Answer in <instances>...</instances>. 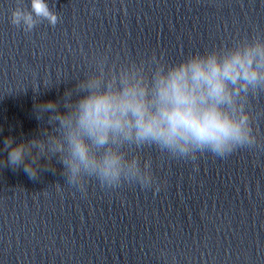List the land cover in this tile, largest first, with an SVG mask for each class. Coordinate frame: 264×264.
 Listing matches in <instances>:
<instances>
[{
    "label": "clouds",
    "instance_id": "9594fccd",
    "mask_svg": "<svg viewBox=\"0 0 264 264\" xmlns=\"http://www.w3.org/2000/svg\"><path fill=\"white\" fill-rule=\"evenodd\" d=\"M31 7L36 15L56 23L44 0H31ZM22 19L31 27V14L15 9L11 23L19 25ZM262 67L264 46L256 44L222 58L217 53L194 54L170 65L166 72L158 71L150 87L142 81L130 84L123 80V87L109 83L101 90L100 81L90 80L86 85L89 94L76 102L75 113L56 117L68 128L73 176L83 165L109 182L119 178L121 157L108 151L97 160L90 154L86 137L100 147L118 138L152 142L182 156L208 150L223 157L237 146L252 144L248 116L236 119L229 109L234 108L241 88L255 89L264 83ZM40 107L54 110L56 103L48 101ZM11 143L12 138H7L6 146ZM24 147L21 143L11 149L10 164L23 159ZM25 171L30 178L35 176L30 164Z\"/></svg>",
    "mask_w": 264,
    "mask_h": 264
}]
</instances>
